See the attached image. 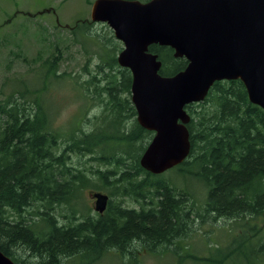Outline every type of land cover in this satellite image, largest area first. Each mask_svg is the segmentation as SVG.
Wrapping results in <instances>:
<instances>
[{"label": "trees", "instance_id": "1", "mask_svg": "<svg viewBox=\"0 0 264 264\" xmlns=\"http://www.w3.org/2000/svg\"><path fill=\"white\" fill-rule=\"evenodd\" d=\"M93 23H77L71 31L74 40L93 39L100 49L95 71L86 68L88 79L79 81L85 99L102 108L100 116L86 119L91 129L62 135L51 128L45 92L51 78L66 76L58 73L59 47L42 63L41 86L15 89L0 103V250L16 264H64L75 257L91 264L112 251L123 254L136 242L149 252L169 249L188 236L196 218L212 217L233 221V237L204 256L174 247L180 263L264 264V110L251 103L240 80L216 82L203 102L186 107L191 116L186 161L161 175L147 172L140 159L154 133L137 121L132 74L117 61L121 42L92 34ZM150 51L162 62V76L188 65L170 47L153 45ZM74 157L86 160L69 166ZM169 173L205 187L200 209L189 190L166 178ZM92 180L109 193L104 213L79 219L77 211L59 212ZM35 205L43 210L29 211Z\"/></svg>", "mask_w": 264, "mask_h": 264}, {"label": "water", "instance_id": "2", "mask_svg": "<svg viewBox=\"0 0 264 264\" xmlns=\"http://www.w3.org/2000/svg\"><path fill=\"white\" fill-rule=\"evenodd\" d=\"M91 20L106 23L123 44L117 61L132 74L137 121L154 133L140 159L147 172L161 175L186 161V107L203 102L216 82L240 80L264 110V0H96ZM153 45L172 48L187 67L162 76ZM92 197L104 213L109 196ZM0 264L16 263L0 250Z\"/></svg>", "mask_w": 264, "mask_h": 264}, {"label": "rangeland", "instance_id": "3", "mask_svg": "<svg viewBox=\"0 0 264 264\" xmlns=\"http://www.w3.org/2000/svg\"><path fill=\"white\" fill-rule=\"evenodd\" d=\"M95 1L0 0V103L15 89L29 87L32 90L41 86L38 77L44 72L42 63L56 53L55 47H59L62 55L58 73L66 76L60 80L51 78L48 91L45 92L44 107L52 120L51 128L62 135L65 133L68 135L78 129H91L92 125H89L87 120L100 116L102 108L95 102L85 99L79 81L84 82L88 79L84 72L86 68L95 71L99 61L96 53L100 49L97 51L98 47L93 39H89L90 44L84 40L85 38L74 40L71 31L77 23H93L91 10ZM91 30L92 34L101 37L114 35L106 23H93ZM121 46L123 48L122 43ZM84 160L86 159L79 161L74 157L69 166L73 164L81 166ZM166 178L172 179L178 189H187L191 192V200L195 203L196 209L203 206L206 189L198 180L189 176H176L174 173L167 174ZM94 184H97L96 180L74 191L70 205L61 206L59 212L70 214L77 211L79 219L88 215L95 217L98 212L95 210L96 201L92 195L102 192L109 196V193L97 190ZM126 202L131 207L134 206L129 198ZM38 210H43L42 205H35L29 209L33 212ZM59 222L62 226L68 224V221L63 219H59ZM44 226L43 222L38 225L39 228ZM232 226L231 220L214 221L209 217L202 221L196 218L188 236L174 242L169 249L159 248L149 252L142 244L136 242L123 254L112 251L91 264H193L191 260L180 263V258L171 252V249L181 246L191 254L204 256L212 251L214 246L224 245L230 241L233 237ZM183 249L178 250L180 254H184ZM15 251L23 259L30 258L27 256L28 252ZM30 260L37 263L34 258ZM87 261L75 257L66 260L64 264H87Z\"/></svg>", "mask_w": 264, "mask_h": 264}]
</instances>
